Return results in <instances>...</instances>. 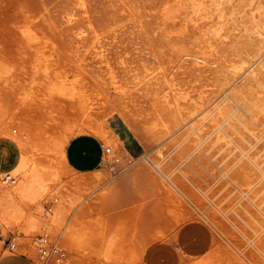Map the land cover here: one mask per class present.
<instances>
[{"label": "rangeland", "instance_id": "obj_1", "mask_svg": "<svg viewBox=\"0 0 264 264\" xmlns=\"http://www.w3.org/2000/svg\"><path fill=\"white\" fill-rule=\"evenodd\" d=\"M89 1L0 0V156L1 159H4H0V187L9 188L10 191L14 190L13 192L16 193L15 195L12 192L13 200H16H14L15 202H13L12 207L9 205L10 208L8 207L4 211L6 215H2L3 212L2 214L0 213V237L5 238L3 249H1L2 242H0L2 254H8L9 252L20 253L29 258L34 264H41V259L37 252L38 248L36 247L38 246V239L40 237L41 239L45 238L47 243L57 242V246L60 247L68 243L67 248H69V251L67 248L64 251L65 264H112V260L118 258V253L113 249L122 245L118 243L120 237H126L128 228L131 229L130 226L132 227L131 221L129 222L125 218L126 225H123L125 224V222H122L124 220L123 216L125 217L126 214L139 208H145V213L150 212L149 218L151 220L148 219L150 222H146V224L150 223V225H144L145 222L143 221L144 223H140V229L144 231L141 232L142 235L144 234L143 237L146 238L148 236L146 239L154 241L158 233H163L164 239L174 234L175 230L180 226L178 218L176 219L179 215L178 209L181 208L183 209V213H187L189 210L190 212L191 210L194 212L198 208L200 210L203 209L204 214L208 215L197 216L190 220H199L206 223L213 239L206 254L189 263H196L204 258L207 262L203 260V264H264V187L261 186L263 185L262 182L264 183V172H262L264 171V147L261 145H264V143H256V148L255 143H242L241 148L245 151H242L240 146H237L238 143H189L191 135L185 133L188 122L184 120V123L181 120L182 118H180L181 115H179L184 112L186 107L182 108V104H179L184 99L181 96L182 92L179 90L178 84H175L179 80L174 76H180L179 69L183 70L181 64L184 61L187 62L189 57H186L187 52L182 49L181 45H174L172 43L177 44L180 42V39L185 36V31L182 33L180 31H183L184 27L188 29L187 27L192 25L193 17L190 16L192 15L190 14L192 13L190 10L194 9L195 5L191 4L193 8H191V5L185 8L180 0H111L110 2L108 0H94V2L96 1L95 5H93L94 7L96 3L102 5L101 2L103 3L102 7L104 5V7L107 6L106 10H108H105L107 15L104 14L107 19L103 15L101 20V15L99 14L102 11L104 12L105 8L99 9L97 5L96 7L99 11L96 9L95 11L93 10L94 7L90 5L93 2ZM106 1H108L107 5L104 4ZM118 2H120V5ZM160 5L164 10L160 8ZM120 8H123L122 11H125L126 17L122 16L123 12L121 13ZM116 9L120 13H116ZM156 9L161 11L155 13ZM154 10L155 12H153ZM108 11L112 12L113 17L110 14L111 12ZM96 12L98 15H96ZM151 12L156 15L151 16L152 19L148 18L150 17L148 14L152 15ZM183 12L187 13L184 14ZM128 13L131 15H128ZM158 13H163L161 16L158 15L160 18L157 17ZM108 14L111 17L108 18ZM181 15H189L190 17L183 16L182 20ZM98 17L99 21L97 20ZM154 18L158 24L155 21L153 22ZM148 20L150 22L152 20V22L150 23ZM159 21H161V24ZM185 22L188 24H183ZM147 23L149 26L146 25ZM150 25L155 26L156 31ZM162 28L163 30H161ZM125 30L129 31L125 33ZM122 31H124V34ZM149 31H152L150 34L154 31V33L156 32L158 35H161L158 36L156 33V35L153 33L151 34L153 37H151ZM114 33H117V35L115 36ZM120 34L121 37L125 36L121 38ZM114 36H118L119 38H114ZM126 36L127 38H125ZM162 37L167 40L169 46L166 42V45L163 44L165 39L162 41ZM152 38L155 40H152ZM172 39H175L174 41L176 42ZM117 40H119V43ZM158 40L161 42L159 43ZM123 41L127 43L126 47ZM129 42L131 44L127 46ZM169 42H172L171 44L174 45V48L179 46L178 48L182 50V53H185V57L183 55L180 56L181 51L178 52L179 49L175 48V50L172 48L173 46ZM161 43L167 47L171 45V56H168L170 58L164 59L161 55L157 54L158 47L163 46ZM118 44L121 45V49L125 47V53L129 51L128 48H131L133 53H130L133 55L135 52L139 53V49L142 50V48H139L140 46L144 48L149 47L148 51L146 49L145 51L149 52L147 53L148 56L152 57H148L143 50L144 52L141 51L143 52V57L141 53H135L137 58L134 57V61L136 60V63L129 61L133 59L132 57L126 61L127 56L131 54L127 55L128 52L125 54L123 50L119 49L120 45ZM155 44L156 46L158 45L157 48ZM130 45L133 47H130ZM126 49L127 51H125ZM173 50L174 52L178 50L177 53L180 55L175 53L177 56L179 55L177 57L178 60L176 57L175 59L172 57L174 56L172 55ZM144 57H146L147 61ZM138 61L140 62L138 63ZM142 62L144 65L141 66ZM167 63H170V66ZM136 66L140 67L136 68ZM160 77L163 82L160 80ZM156 79L161 82L159 81L158 83ZM175 80L176 82H174ZM175 97H179L177 98L179 100L177 101ZM164 98L167 100L163 101ZM161 102L166 103L164 105ZM160 104L162 109V105L164 106L165 110L163 109V113L160 112L162 110L161 108V110L159 109ZM178 104L180 107L182 106L180 109L178 108ZM183 104L185 106L187 102L185 103L184 100ZM167 106L172 107L168 109L169 112L173 111L174 113L170 112L169 114L166 109ZM112 107H115L116 110L117 107L118 110L130 107L129 113L133 111L134 115H132L136 117V120L140 124H144L145 127L147 126L146 128L149 131L151 130L152 135L148 136V141L152 142H147L145 143L146 145L142 142L140 143V136L134 137L129 143L116 140V136H114L116 126L109 119L115 116L118 111L113 110ZM157 108L159 111H157ZM172 114L173 117L174 114L175 117L179 116V119L176 117L179 125L162 137L161 135L166 133L162 131L168 130L166 128L170 127V124H173L175 121L172 118ZM178 120H181V123ZM165 121H167V124ZM104 124L108 127L104 126ZM101 125L104 127H101ZM96 127H99L101 131L97 130L98 128L95 130ZM78 130L81 133L89 134H92L90 131L94 130L95 132L93 131L92 134L94 136H101L107 130L109 131L106 136H96L100 142L110 148V151L104 155L101 167L89 171L90 173L75 171L71 169L65 159L62 160L64 155L62 154L63 149L60 148L61 144H66L74 135L73 133L78 132L80 134ZM160 131L161 134H157ZM69 132L72 135L68 134ZM150 132L148 135H150ZM111 133L113 135H109ZM112 136H114L113 139ZM157 137L160 139H156ZM63 138L67 141L63 142ZM155 139L161 143L158 141L156 143ZM113 142L119 146L114 145ZM231 144H234V146ZM225 148L227 150L226 155H222L225 152ZM231 148L233 149L232 151ZM229 150L231 153H229ZM234 150L239 155L238 158V155H234L237 160L253 153L256 155L255 160L256 158L257 161L263 159L260 162L261 166L263 165L259 172L261 174L260 177L263 179L259 183L261 187L258 186L260 189H256L257 186L254 187L255 189H242L229 179L228 173L230 174L237 167L236 160L234 161L235 158L231 155L234 154ZM251 150L252 153H249ZM60 151H62V159H60ZM219 155H222V157ZM229 155L234 158L232 159L233 161L230 160L232 157H229ZM215 159L219 162H216ZM153 161L155 163L152 164ZM145 162L150 167L152 165L154 170L155 164L156 168L163 171L162 176L165 179L160 177L163 180L158 175L156 176V170V172H152V177L155 173L154 176L161 180L159 182L162 186L160 183L158 184L163 188V191L158 184L156 185L158 182V178H156L157 180L154 184L151 183V186L156 185L154 187L159 188L152 187V189H146L143 194L139 193L140 195H119L116 196L118 198H114L113 196L115 195L108 193L109 187L112 188L111 185L118 181L119 176H121L120 173L123 170H131L141 166V164L148 167ZM229 162L228 166L227 163ZM203 163H206V168ZM223 165L228 167L225 168ZM150 167L148 170L151 169L153 171L152 167ZM212 167L213 172L217 171V178H214L215 175H213L210 169ZM65 168H70L71 170L67 171ZM209 169L212 173H208L210 172ZM96 170L103 171L104 176H107L96 178L93 175ZM167 177L172 178L175 185V187L173 185L174 190L168 184L166 185ZM202 177L205 178L203 179ZM73 178L75 180H71ZM207 179L210 181H207ZM72 181L73 183H70ZM78 183L81 185L78 186ZM222 183L223 186H221ZM27 185L30 188H27ZM163 185L166 186L164 187ZM20 186L24 187H22L21 193ZM25 188L27 189L26 191L30 190L29 197L27 198L22 196V190L25 191ZM15 189H19V191ZM107 189L109 190L107 191ZM157 190H159L158 194L155 193V191L158 192ZM17 192L25 199L21 200ZM30 193L32 194V199L30 198ZM153 193H155L154 197L146 199L150 194L153 196ZM135 195H137V198H135L137 201L134 200ZM110 198L112 199L110 200ZM30 199L31 201H29ZM104 199L107 202L105 204ZM121 199H123V203ZM127 200L132 201L134 204H130L131 202ZM14 203H16L15 206ZM168 208L169 210L170 208L175 210L171 214L177 212L178 215L175 214L176 217H174L169 212L167 213L169 211ZM185 209H188V211H185ZM135 212L133 213L135 214ZM27 213L39 215L47 221H51V225L57 231L51 232L46 229L39 231V229L38 233V231L30 229V227L28 228L27 225L24 226L21 220H23L22 216L25 217ZM1 216L5 219L3 217L2 219ZM213 217L215 218L213 219ZM18 219H20V222H18ZM211 219L216 223L214 224ZM59 221L60 223H58ZM58 224L59 226H57ZM122 230L124 232L123 235ZM66 235H68V239L63 237H66ZM114 236L115 238L113 239ZM71 242L72 246H69ZM12 243H15L14 247L11 246ZM23 248L33 249L35 252L33 255H30L29 253L22 252ZM109 255L111 258H109ZM115 260L113 262L119 264Z\"/></svg>", "mask_w": 264, "mask_h": 264}, {"label": "bare ground", "instance_id": "obj_2", "mask_svg": "<svg viewBox=\"0 0 264 264\" xmlns=\"http://www.w3.org/2000/svg\"><path fill=\"white\" fill-rule=\"evenodd\" d=\"M34 1V0H33ZM53 1V0H52ZM102 1V0H101ZM109 2L111 0H108ZM108 1H106L104 4H106ZM176 1V0H174ZM178 1V0H177ZM185 8H187V6L189 5H195V8L190 10L192 13V16L193 17V23L190 27H187L188 29H183V31L181 30L180 32H184L185 31V36L182 37L180 39V42L178 43H181V44H175V43H172L174 45H181L182 46V49H184L187 53H186V57L188 58L187 59V62L184 61V63L181 64L182 67V71L179 69V73H180V76H174V77H177V79L179 80L178 83H175L176 85L178 84L179 86V90H181L182 92V98L185 100V103L187 102V104L184 106L183 104V101L182 102H179V104L181 105L182 104V108L186 107L184 109V112H180L182 114H179L181 115L180 118H182L181 120L182 121H187L188 122V127H187V124H186V129H185V133L186 134H190L191 135V138H190V141L189 143H238L237 146H240V148L242 147L241 145H243L242 143H247V144H251V143H261L263 144L264 143V0H180ZM47 2V1H46ZM50 2V1H48ZM89 2H93V3H90V5H92V7H94L93 5H95V2L94 0L93 1H89ZM100 2V1H99ZM165 2H168V1H165ZM51 3V2H50ZM59 3V2H58ZM84 3V2H83ZM112 3V2H111ZM120 2H118L119 4ZM170 3V2H169ZM176 3V2H174ZM37 4V3H36ZM54 4V3H52ZM51 4V5H52ZM100 4V3H99ZM101 4L103 5V3L101 2ZM108 4V3H107ZM106 4V5H107ZM38 5V4H37ZM40 5V4H39ZM45 5V4H44ZM57 5V4H56ZM98 4L96 3V6ZM102 5H98L99 9H103V6ZM120 5V4H119ZM122 5V4H121ZM158 5V4H157ZM164 5V4H163ZM191 5V8H193ZM46 6V5H45ZM94 7L93 10H97L98 8L97 7ZM165 6V5H164ZM39 7V6H38ZM89 7V6H88ZM91 7V6H90ZM91 7V8H92ZM169 7V6H168ZM175 7V5H174ZM33 8V7H32ZM50 8V7H49ZM56 8V7H55ZM90 8V9H91ZM104 12L102 11L101 15L100 16V19L102 20V16L105 14V10L107 8L104 7ZM110 8V7H108ZM116 8H118L116 6ZM160 8H161V5H160ZM158 8V9H160ZM179 8V7H178ZM46 9V8H45ZM44 9V10H45ZM88 9V8H87ZM125 9V8H124ZM154 9V8H153ZM158 9H156V12L155 10L153 12L157 13L161 10L158 11ZM163 9V8H161ZM36 10V9H35ZM39 10V9H38ZM42 10V11H44ZM91 10V11H93ZM95 10V11H96ZM108 10V9H107ZM106 10V11H107ZM115 10V9H114ZM123 8H120V11L121 13L123 12V15L122 16H125V11H122ZM126 10V9H125ZM164 10V9H163ZM187 10V9H186ZM185 10V11H186ZM89 11V12H91ZM99 11V10H97ZM117 11V9H116ZM115 11V12H116ZM145 11V10H144ZM148 11V10H147ZM34 12V11H33ZM37 12V11H36ZM94 12V11H93ZM108 12H111V11H108ZM127 12V10H126ZM163 12V11H162ZM182 12V11H181ZM180 12V13H181ZM187 12H189L187 10ZM187 12H183L184 14L187 13ZM100 13V12H98ZM116 13H120V12H116ZM152 13V12H151ZM179 13V14H180ZM43 14V13H42ZM54 14V13H53ZM94 14V13H92ZM111 16L113 15L112 12L110 13ZM110 14H108V18L111 17ZM138 14V13H137ZM163 14V13H161ZM160 13L157 14V17L161 16ZM182 14V13H181ZM41 15V14H40ZM96 15L97 12H96ZM94 15V16H96ZM104 15V17H105ZM128 15H131L128 13ZM150 15V17L148 18H151V16L153 17V14H148ZM159 15V16H158ZM37 16V15H36ZM39 16V14H38ZM42 16V15H41ZM45 16V14H44ZM156 16V15H155ZM154 16V17H155ZM180 16V15H179ZM182 16V15H181ZM185 16V15H183ZM183 16L181 17L182 20H183ZM189 16V15H188ZM188 16H185V17H188ZM189 16V17H190ZM97 17V16H96ZM113 17V16H112ZM126 17V16H125ZM184 17V18H185ZM145 18V17H143ZM160 18V17H159ZM178 19H180L178 16H177ZM99 17L97 18V20L99 21L100 20ZM105 19H107L105 17ZM113 19V18H112ZM111 19V20H112ZM138 19V18H137ZM152 19V18H151ZM163 19V18H162ZM176 19V18H175ZM186 19V18H185ZM188 19V18H187ZM192 19V18H191ZM104 20V18H103ZM110 20V21H111ZM147 20V19H146ZM150 20V19H149ZM148 20V22H150ZM156 19L154 18L153 22L155 21ZM177 20V19H176ZM175 20V21H176ZM180 19V21H182ZM41 21V20H39ZM157 21V20H156ZM155 21V23H157ZM179 21V20H178ZM187 21V20H186ZM54 22V21H53ZM152 22V20H151ZM150 22V23H151ZM161 21H159L160 23ZM154 23V25H156ZM190 23V22H189ZM158 24V23H157ZM161 24V23H160ZM169 24V23H168ZM182 24V23H181ZM183 24H188V23H183ZM182 24V25H183ZM141 25V24H140ZM146 25L149 26V24L147 23ZM153 25V24H152ZM150 25V27L152 26ZM163 25V24H162ZM161 25V26H162ZM177 25V24H176ZM138 26V25H137ZM164 26V25H163ZM169 26V25H168ZM188 26V25H187ZM144 27V26H143ZM147 27V26H146ZM153 27V26H152ZM155 27V26H154ZM153 27V28H154ZM138 28V27H137ZM136 28V29H137ZM148 28V27H147ZM165 28V27H163ZM163 28L161 30H163ZM175 28V27H174ZM181 28V27H180ZM98 29V28H97ZM128 29V28H127ZM135 29V30H136ZM155 29V28H154ZM134 30V31H135ZM141 30V29H140ZM149 30V29H148ZM160 30V31H161ZM166 30V28H165ZM169 30V29H168ZM52 31V30H51ZM120 31V30H119ZM117 31V32H119ZM126 31H129V30H125V33ZM132 31V30H131ZM145 31V30H144ZM156 31V29L154 30ZM153 31V33H154ZM158 31V30H157ZM167 31V30H166ZM164 31V32H166ZM174 31V30H173ZM177 31V30H176ZM123 34H124V31H122ZM138 32V30H137ZM142 33H144L143 31H141ZM150 32L152 31H149V34ZM162 32V31H161ZM128 33V32H127ZM139 33V32H138ZM138 33H136L138 35ZM151 33V34H153ZM156 33V32H155ZM154 33V35H156ZM169 33V32H168ZM52 34V33H51ZM115 34V33H114ZM122 34V33H121ZM121 34H120V37H121ZM129 34V33H128ZM150 34V36H151ZM162 34H164L162 32ZM172 34V33H171ZM176 34V33H175ZM184 34V33H183ZM117 35V33L115 34V36ZM136 35V36H137ZM141 35V34H140ZM143 35V34H142ZM158 35V34H157ZM161 34H159L158 36H160ZM174 35V34H173ZM180 34L178 33V36ZM53 36V35H52ZM114 38H117L115 37ZM125 36V35H123ZM123 36L121 38H123ZM164 36V35H163ZM176 36V35H175ZM153 37V36H151ZM155 37V36H154ZM165 37V36H164ZM170 37V35H169ZM180 37V36H179ZM119 38V37H118ZM120 38V39H121ZM127 38V36L125 37ZM144 38V37H143ZM142 38V39H143ZM161 38V37H160ZM159 38V39H160ZM174 38V36H173ZM119 39V40H120ZM130 39V38H129ZM154 38H152L153 40ZM165 38L162 37V41L164 40ZM178 39V38H177ZM119 40L118 43H119ZM122 40V39H121ZM120 40V41H121ZM155 40V39H154ZM166 40V39H165ZM164 40V45L165 42L167 43L168 45V42L167 40L165 41ZM173 40V39H172ZM175 40V39H174ZM173 40V41H174ZM131 41V40H130ZM143 41V40H142ZM159 43L161 42L160 40H158ZM127 42V40H126ZM132 42L134 43V41L132 40ZM141 42V41H139ZM147 42V41H145ZM153 42V41H152ZM176 42V41H174ZM121 43V42H120ZM125 42L123 41V44ZM132 43V44H133ZM157 43V42H155ZM161 43V45H163ZM170 43V42H169ZM170 43V44H171ZM121 43V45H123ZM126 44L125 43V47H126ZM129 44H131L130 42L128 43L127 46H129ZM138 44V43H137ZM142 44V43H141ZM144 44V43H143ZM158 44V43H157ZM171 44V45H172ZM120 45V44H118ZM121 45L119 46V49H121ZM135 45V44H133ZM159 46L158 47V51L161 53H159L158 51L157 54L161 55V57H163L164 59H167V58H170L168 57L169 55L171 56L170 52L172 51L171 49V45L170 47H167V46ZM174 45H172L174 48ZM184 45V46H183ZM145 46V45H144ZM156 46V44H155ZM158 46V45H157ZM156 46V48H157ZM169 46V45H168ZM180 46V48H181ZM124 47V49H125ZM130 47H133L132 45H130ZM179 46H177L176 49H179L178 48ZM137 48V47H136ZM139 48H142L139 49V53H143L145 51V49L148 51L149 47L148 48H144V47H139ZM144 48V49H143ZM174 48V49H175ZM124 49L122 48L121 50H123L124 52ZM129 51H127V49L125 51H127V55L131 54L130 56H127V58L125 59L127 61V59H129L130 57H132L133 59L129 60V61H134L136 57L135 52L134 55L132 54L133 51L131 48H128ZM131 49V51H130ZM134 49V48H133ZM175 49V50H176ZM114 50V49H113ZM144 50V51H143ZM137 51V50H136ZM143 51V52H141ZM151 52V50H149ZM178 51V50H177ZM177 51L172 52V56L174 59L180 55L179 53H177ZM181 51V52H180ZM132 52V53H130ZM181 53L180 56L183 55L185 53H182V50L179 49V51ZM122 53V51H121ZM125 53V52H124ZM125 53V54H126ZM137 53V54H139ZM149 52H146L145 51V54H147ZM179 54L177 56V54ZM133 55V56H132ZM156 55V54H155ZM176 55V56H175ZM123 56V55H122ZM125 56V55H124ZM148 56V54H147ZM135 57V58H134ZM142 57H143V54H142ZM148 57H152V56H148ZM156 57V56H155ZM146 57H144L145 59ZM162 58V60H163ZM142 59V58H141ZM142 59V60H144ZM146 60V59H145ZM178 60V59H177ZM186 60V59H185ZM128 61V62H129ZM136 61V60H135ZM134 61V62H135ZM147 61V60H146ZM164 61V60H163ZM140 61H138L139 63ZM167 62V61H166ZM176 62V60H175ZM173 62V63H175ZM126 63V62H125ZM130 63V62H129ZM136 63V62H135ZM137 63V64H138ZM145 63V62H144ZM128 64V63H127ZM133 64V62H132ZM150 64V63H148ZM164 64V63H163ZM170 64V63H169ZM167 63V65H169ZM144 65L143 62L141 63V66ZM147 65V64H146ZM153 66V64H151ZM180 65V64H179ZM158 66V65H157ZM170 66V65H169ZM130 67V65H129ZM137 67H140V66H136ZM161 67V66H160ZM146 68V67H145ZM144 68V69H145ZM149 68H150V65H149ZM163 68V67H162ZM141 69V68H140ZM148 70V69H147ZM160 70V69H159ZM137 71V70H136ZM135 72V71H134ZM140 72V71H139ZM155 72V71H154ZM158 72V71H156ZM167 72V71H166ZM175 73V72H174ZM173 74V73H172ZM158 75V74H157ZM164 77V76H163ZM179 77V78H178ZM149 79V78H148ZM165 79V78H164ZM170 79V78H169ZM157 80V79H156ZM160 80H161V77H160ZM159 80V81H160ZM158 81V80H157ZM158 81V83H159ZM162 81V80H161ZM160 81V82H161ZM163 82V81H162ZM169 82V81H168ZM176 82V80L174 81ZM157 83V84H158ZM167 83V81H166ZM165 84V83H164ZM163 84V85H164ZM160 85V84H159ZM158 85V86H159ZM162 86V85H161ZM177 86V87H178ZM175 87V88H177ZM159 88V87H158ZM160 90V89H159ZM168 90V89H167ZM176 90V89H175ZM176 92V91H175ZM177 93V92H176ZM136 95V94H135ZM103 96V95H102ZM143 96V95H142ZM176 96V95H175ZM179 96V95H178ZM152 97V96H151ZM166 97V95H165ZM176 98V97H175ZM179 98V97H177ZM176 98V99H177ZM108 99V98H107ZM132 99V98H130ZM181 99V97H180ZM138 100V99H137ZM167 99L164 98L163 101H165ZM170 100V99H169ZM179 99H177L178 101ZM176 102V100H175ZM116 103V102H115ZM122 103V102H121ZM126 103V102H125ZM124 103V104H125ZM138 103V102H137ZM149 103V102H148ZM160 103V102H159ZM164 104V102H161V104ZM170 103V102H169ZM123 104V105H124ZM161 104L159 105V109L161 108ZM178 104V105H179ZM106 105V104H104ZM114 105V104H113ZM129 105H131L129 103ZM157 105V104H156ZM176 105V104H175ZM179 105V109L181 108ZM112 106V105H111ZM117 106V105H116ZM141 106V105H140ZM107 107V106H106ZM125 107V105H124ZM123 107V108H124ZM132 107V105H131ZM136 107V106H135ZM134 107V108H135ZM163 109H164V106L162 105ZM170 106H167V110H168V113L170 114V112H173V111H170L169 112V108ZM113 108V107H112ZM127 108V107H126ZM133 108V107H132ZM139 108V107H138ZM152 108V107H151ZM172 108V107H170ZM105 109V108H104ZM116 110V108L114 107L113 110ZM130 107L128 109H120L118 110V107H117V110L118 111L115 116L113 117H110V122L114 123L116 128L114 130L115 132V135L116 136V140H122L123 142H128L131 140V139H134V137L136 136H140L141 137V141H139L140 143L142 142L143 144L149 142L148 139L149 137L152 135L151 134V130L149 131V129H147L145 127V125L143 126L142 123L140 124L138 120H136V117H134V113H129V110ZM158 109V108H157ZM159 109L157 111H159ZM162 109V108H161ZM160 109V110H161ZM163 109L160 111L162 112ZM110 110V109H108ZM107 110V111H108ZM112 110V109H111ZM110 110V111H111ZM129 110V111H128ZM134 110V109H133ZM165 110V109H164ZM171 110V109H170ZM180 111V110H178ZM183 111V110H181ZM109 112V111H108ZM138 112V111H137ZM163 113V112H162ZM174 113V112H173ZM176 113V112H175ZM107 114V113H106ZM133 114V115H132ZM143 114V113H142ZM141 114V116H142ZM177 114V113H176ZM103 115V114H102ZM136 115V114H135ZM147 115V114H146ZM159 115V114H158ZM178 115V114H177ZM137 116V115H136ZM168 116V115H167ZM160 117V116H159ZM171 117V116H170ZM177 117V116H176ZM175 117V114H174V117H173V114H172V118L173 120L175 119V121L173 122V124H170V127H167L166 129L168 130H163L162 132H166V133H163V135H161L162 137L165 136V134H167L168 132H171L172 130H174L176 128L177 125H179V123H177V119ZM108 118V117H107ZM161 118V117H160ZM179 119V116L177 117ZM139 119V118H138ZM162 119V118H161ZM167 119V118H166ZM141 120V119H139ZM154 120V119H153ZM164 120V119H163ZM170 120V119H169ZM172 120V119H171ZM181 120H178L180 121L181 123ZM138 121V122H137ZM168 121V120H167ZM165 121V123L167 122ZM184 121V123H185ZM141 122V121H140ZM171 122V121H170ZM169 122V123H170ZM186 122V123H187ZM105 123V122H103ZM151 123V122H150ZM154 123V122H153ZM156 123V122H155ZM164 123V125H165ZM106 124V123H105ZM104 126H107L105 125ZM167 124V123H166ZM103 125V124H102ZM101 127H104L102 126ZM98 126V125H97ZM169 126V125H168ZM91 127V126H90ZM90 127H89V130H90ZM108 127V126H107ZM159 127V126H158ZM92 128V127H91ZM98 128V129H97ZM106 128V127H105ZM149 128V127H148ZM71 129H73L71 127ZM93 129V128H92ZM100 130L99 127H96L95 130ZM108 129V128H107ZM179 129V128H178ZM86 130V129H85ZM110 130V129H109ZM79 131V130H78ZM94 131V130H93ZM93 131H90L92 134H93ZM102 131H104V129H102ZM154 131V130H153ZM73 132V131H72ZM76 132V131H75ZM80 132V131H79ZM95 132V131H94ZM109 131L107 130V132L101 136H106L107 133ZM112 132V131H111ZM150 132V135H148ZM67 133V132H66ZM81 133V132H80ZM113 133V132H112ZM109 134V135H113V134ZM70 135H72V133H68ZM74 135L78 134L77 133H73ZM97 134V132H96ZM95 134V135H96ZM154 134V133H153ZM157 134H161V131L160 133L157 132ZM69 135V136H70ZM73 135V136H74ZM13 136V135H12ZM98 137H101L99 135H96ZM114 136H112V139L114 138ZM149 136V137H148ZM109 137V136H108ZM111 137V136H110ZM160 137V135H159ZM159 137H157L156 139H160ZM65 138V137H64ZM63 138V142H65ZM12 139V137H11ZM104 139V138H103ZM156 143L158 140H156ZM140 140V139H139ZM67 141V140H66ZM115 141V140H114ZM161 141V140H160ZM119 142V141H118ZM117 142V144H118ZM137 142V141H136ZM152 141H150L149 143H151ZM159 142V141H158ZM114 143V142H113ZM154 143V142H153ZM161 143V142H159ZM241 143V144H240ZM65 143H62L61 145V149H63V146H64ZM67 144V143H66ZM121 144V143H120ZM193 144V146H194ZM114 145H116L114 143ZM146 145V144H145ZM198 145V144H196ZM195 145V146H196ZM221 145V144H219ZM234 146V144H231ZM235 145V147H236ZM254 145V144H253ZM252 145V146H253ZM116 146H119V145H116ZM192 146V145H191ZM217 146V145H216ZM225 146V145H224ZM230 146V145H229ZM264 147V145H261ZM211 147V146H210ZM219 147V146H218ZM257 147V145L255 146V148ZM190 148V147H189ZM228 148V147H227ZM233 148V147H232ZM231 148V151L234 149ZM246 148V147H244ZM260 148V147H259ZM242 149V148H241ZM254 149V148H253ZM252 149V150H253ZM261 149V148H260ZM205 150V149H204ZM215 150V148H214ZM249 150V149H248ZM252 150L251 152L249 153H252ZM226 148H225V152L222 154V155H226ZM230 151V150H229ZM231 151L229 153H231ZM236 150H234V154H231L234 155H238L236 152ZM242 151H245L242 149ZM259 151V149H258ZM248 152V151H247ZM246 152V153H247ZM255 152V151H254ZM62 151H60V159L61 158V154ZM211 153V151H210ZM239 153V152H238ZM256 153V152H255ZM240 154V153H239ZM203 155V154H202ZM208 155H211V154H208ZM222 155H219L222 157ZM229 155V157L231 156ZM214 156V155H213ZM227 156H228V153H227ZM226 156V157H227ZM244 156V155H243ZM225 157V156H224ZM232 157V156H231ZM231 158L230 160L234 159V161L236 160V168L229 174L228 173V177L229 179L235 183L236 185H238L239 187H241L242 189H249V188H254L256 187V189H260L258 188L259 183L263 181L264 179V176H263V179L260 177L261 174H259L260 170H261V164L260 162L263 161V159H260L257 161V158L255 160V157L256 155L253 154H248L245 158H240L237 160V158L239 157V155L234 157V158ZM260 157V156H259ZM258 157V158H259ZM262 157V156H261ZM59 158V157H58ZM211 158V157H210ZM219 158V157H218ZM0 159H1V156H0ZM59 159V161H60ZM154 159V158H152ZM196 159V158H195ZM223 159V158H221ZM1 160H4V159H1ZM64 160V158L62 159ZM174 160V159H173ZM172 160V161H173ZM177 160V159H176ZM218 160V159H217ZM208 161V160H207ZM216 161V159H215ZM233 161V160H232ZM151 162V161H150ZM173 162H176V161H173ZM206 162V161H205ZM216 162H219V161H216ZM231 162V161H230ZM229 163L228 166H229ZM61 163V162H60ZM63 163V162H62ZM155 163L154 161L152 162V164ZM3 164V163H2ZM64 164V163H63ZM145 164L147 165V163L145 162ZM149 164V163H148ZM202 164V162H201ZM218 164V163H217ZM226 164V165H227ZM65 165V164H64ZM63 165V166H64ZM203 165H205L204 167L206 168V163ZM209 165V164H208ZM52 166V164H51ZM148 167H145L144 164H141V166H138V167H135L133 169H126V170H123V172H121V176H119L118 178V181L116 183H114L109 189H107V191L109 190V194H112V195H115L113 196L114 198H118L116 196H121V195H132L134 196V194H137V195H140L139 193H142L144 191H146V189H152V187L156 186L158 183L161 182V180L165 179L164 176H162V170L159 169V168H156V165L154 164L155 166V170L157 171V174L156 176L158 175L159 178L160 177H163L162 178H158V177H155V173L152 177V172H154L155 170L153 169L152 165V169L153 171L150 169L148 170V168L150 167L149 165H147ZM210 166V165H209ZM226 166V167H228ZM53 167V166H52ZM111 168H113L112 166H110ZM150 167V168H151ZM172 167V166H171ZM199 167V166H198ZM211 167V166H210ZM223 167H225V165H223ZM225 167V168H226ZM147 168V170H145ZM200 168V167H199ZM216 168V166H215ZM6 169V168H5ZM67 171H69V169L65 168ZM72 169V168H71ZM70 169V170H71ZM115 169V168H114ZM168 169V168H167ZM196 169V167H195ZM211 171L213 169L210 168ZM209 169V171H210ZM264 169V168H263ZM7 170V169H6ZM53 170V168H52ZM112 170V169H111ZM151 171V172H150ZM155 171V172H156ZM203 171V170H202ZM208 171V169H207ZM208 172V173H212V172ZM94 172V171H93ZM216 172H213V175L214 178H217L216 176ZM264 172V171H262ZM10 173V172H9ZM90 173V172H89ZM147 173V175H146ZM8 174V173H7ZM204 174V173H203ZM263 174V173H262ZM94 176L97 177H103L104 176V173L103 171H99V170H96L93 174ZM119 175V174H118ZM144 175H146L144 177ZM199 175V174H198ZM202 175V174H201ZM107 176V175H105ZM104 176V177H105ZM208 176V175H207ZM103 177V178H104ZM206 177V176H205ZM204 177V178H205ZM213 177V176H212ZM147 178V179H146ZM156 178H158V182L156 183V185L154 186H151L152 184L151 183H155V181L157 180ZM179 178V177H178ZM203 178V177H202ZM203 178V179H204ZM225 178V177H223ZM78 179V178H77ZM82 179V178H81ZM168 179V180H167ZM166 179V185L168 184L169 186H171L173 188V180L172 178H169L167 177ZM177 179V178H176ZM196 179V178H194ZM209 179V178H208ZM207 181H210L208 180ZM222 179V178H221ZM71 180H75L74 178L71 179ZM146 180V181H145ZM212 180V179H211ZM70 181V180H69ZM79 181L82 182V180L79 179ZM77 181V182H79ZM160 181V182H159ZM196 181V180H194ZM199 181V180H198ZM76 183V181H74ZM149 182V183H148ZM182 182V181H181ZM70 183H73L70 182ZM80 183V182H79ZM78 183V186L81 185ZM163 183L165 184V182L163 181ZM162 183V184H163ZM194 183V182H193ZM199 183V182H198ZM196 183V184H198ZM208 183V182H207ZM210 183V182H209ZM212 183V182H211ZM84 184V182H83ZM176 184V182H175ZM180 184V183H179ZM203 184V183H202ZM263 185H261L262 187H264V183L262 182ZM63 185V184H62ZM72 185V184H70ZM77 185V184H76ZM159 185V184H158ZM161 185V183H160ZM159 185V186H160ZM165 185V186H166ZM210 185V184H209ZM221 185V184H220ZM67 186V185H66ZM162 186V185H161ZM160 186V189L163 191V188H161ZM164 186V185H163ZM164 186V187H165ZM177 186V184H176ZM179 186V185H178ZM223 186V183L222 185ZM260 186V187H261ZM20 193H21V189H23L24 187L23 186H20ZM23 187V188H22ZM63 187V186H62ZM175 187V185H174ZM197 187V186H196ZM206 187V186H205ZM220 187V186H218ZM217 187V188H218ZM19 188V187H18ZM27 188H30L29 185H27ZM154 188H157V187H154ZM159 188V187H158ZM157 188V189H158ZM169 188V187H168ZM168 188H166V190H168ZM180 190L181 188L178 187ZM177 188V189H178ZM199 188V186H198ZM32 189V188H31ZM80 189V188H79ZM159 189V190H160ZM165 189V188H164ZM255 189V188H254ZM253 189V190H254ZM262 189V188H261ZM17 191H19V189H15ZM27 189L25 188V191L22 190V196H24L25 198L29 197V191H26ZM33 190V189H32ZM64 190V189H63ZM156 190V189H155ZM159 190H157L158 192L155 191V193H159ZM160 190V192H161ZM172 190V191H173ZM176 190V189H175ZM219 190V189H218ZM14 191V190H13ZM13 191H10L9 188H1L0 187V213L3 214L2 215H6L4 214L5 210H7V208L9 207V205H11V207L13 206V202H15L14 199L13 200ZM149 191V190H148ZM183 191V190H181ZM180 191V192H181ZM215 191V190H214ZM217 191V190H216ZM13 192V193H12ZM152 192V191H151ZM150 192V193H151ZM176 192V191H175ZM179 192V191H178ZM190 192V191H189ZM195 192V191H194ZM256 192V191H255ZM18 193V192H17ZM19 194V198L21 200H24L25 198H23L21 195ZM147 193V192H145ZM155 193H153V196L150 194V196L148 195L146 199H150L152 197H154ZM183 193V192H181ZM200 193V192H199ZM257 193V192H256ZM16 195V193H14ZM17 194V195H18ZM31 194V193H30ZM194 194V193H193ZM254 194V193H253ZM102 195V194H101ZM137 195H135L134 197V200L137 201L135 198H137ZM160 195H162L160 193ZM179 195V194H178ZM181 195V194H180ZM198 195V194H197ZM159 196V195H158ZM16 197V196H15ZM112 197V196H111ZM139 197V196H138ZM157 197V196H156ZM254 197V196H253ZM23 198V199H22ZM30 198L32 199V194L30 196ZM103 198V197H102ZM141 198H142V195H141ZM252 198V197H251ZM31 199L29 201H31ZM107 199V198H106ZM112 198H110L111 200ZM140 199V198H139ZM178 199V198H177ZM102 200V199H101ZM105 200V199H104ZM123 199H121L122 201ZM174 200V199H173ZM103 201V200H102ZM119 201V199H118ZM128 201V200H127ZM179 201V200H178ZM109 202V201H108ZM128 202H131L130 204H132L133 202L132 201H128ZM140 202V201H139ZM107 203L106 200L104 202V204ZM123 203V201H122ZM200 203V202H199ZM112 204V203H111ZM129 204V203H128ZM134 204V203H133ZM138 204V203H137ZM140 204V203H139ZM16 205V203H14V206ZM121 205V204H120ZM160 205V203H159ZM163 205V204H161ZM173 205V204H172ZM135 206H136V203H135ZM164 206V205H163ZM169 206V205H168ZM207 206V205H206ZM198 207V206H196ZM10 208V207H9ZM163 208V207H162ZM179 208V206H178ZM200 208V207H199ZM59 209V208H58ZM120 209V208H119ZM57 210V209H56ZM55 210V211H56ZM169 210V208H168ZM172 209L170 208L169 211H167V213L169 212L170 214L173 213L174 211L172 210V212H170ZM183 209H178V213L179 215L177 214V212L175 213L176 215H178V217H176L175 214H171V215H174V217H176V219L178 218L179 222H180V225L186 221H188V219H193L197 216H207L208 214H204V212L200 209L197 208V210H194V212L191 210L188 211V209H185V211L187 210L188 212L187 213H183L182 211ZM29 211V210H28ZM54 211V210H53ZM62 211V210H60ZM134 211L135 214L133 213ZM146 209L145 208H139V209H136V210H133L131 213L129 214H126L125 217L123 216V219H128L127 221H131V225L132 227L130 226L131 229L128 228V231L126 232L127 233V236L126 237H120V240H119V244H122L121 246L119 245L118 247L114 248L113 250H116V253H118V258H116V262H118L119 264L120 263H123V264H142V255H143V252L144 250L147 248V246L152 242L151 240L149 239H146L145 237H143L142 233L141 232H144L142 229H140V223H142L143 221L145 222L144 225H150L149 224H146V222H150V218H149V213H145ZM177 211V210H176ZM179 211H182V212H179ZM8 213V212H7ZM36 213V212H35ZM60 213V212H59ZM38 214V213H36ZM160 214V213H159ZM211 214V213H210ZM209 214V215H210ZM213 215V214H212ZM216 215V214H215ZM3 216H1L2 218ZM65 217V216H64ZM152 217V216H151ZM211 217V216H210ZM4 218V217H3ZM2 218V219H3ZM118 218V217H117ZM209 218V217H208ZM215 217H213L214 219ZM5 219V218H4ZM15 219V218H14ZM13 219V220H14ZM21 219V218H20ZM20 219H18L20 222ZM22 219L21 220L23 223L24 226H28V228L30 227V229H33V230H36L38 231H41V229L43 230H48V231H55L54 228H53V225H51V221H47L44 217H40L39 215H35V214H32V213H27L25 217L22 216ZM60 219V218H59ZM122 219V220H123ZM124 219V220H125ZM150 219V220H148ZM162 219V218H161ZM212 222L215 224L216 222L213 220ZM7 220V219H6ZM9 220V218H8ZM17 220V219H16ZM112 220V219H111ZM110 220V221H111ZM122 221V222H125V224L123 225H126V220L125 221ZM15 221V220H14ZM62 222V220H60ZM60 221L58 223H60ZM109 222V221H108ZM117 222V221H116ZM121 222V221H120ZM118 222V223H120ZM128 222V223H129ZM143 222V223H144ZM112 223V222H111ZM114 223V222H113ZM112 223V224H113ZM115 224V223H114ZM152 224V223H151ZM119 225V224H118ZM122 225V223H121ZM128 225V224H127ZM142 225V224H141ZM143 225V226H144ZM223 225V224H222ZM18 226V225H17ZM56 226V225H55ZM59 226V224L57 225ZM109 226V225H108ZM153 226V224H152ZM174 226V224H173ZM58 228V227H57ZM113 228V227H112ZM122 228V227H121ZM151 228V227H150ZM215 228H218V227H215ZM221 228V227H220ZM227 228V227H226ZM114 229V228H113ZM116 229V228H115ZM130 230V231H129ZM219 230V229H218ZM221 230V229H220ZM38 231V233H39ZM57 231V230H56ZM107 231V230H106ZM147 231V230H146ZM123 232V230H122ZM157 232V231H156ZM224 232V231H223ZM26 233V232H25ZM62 233V232H61ZM113 233V232H112ZM28 234V233H27ZM30 234V233H29ZM116 234V233H115ZM124 234V232L122 233V235ZM154 234V232H153ZM52 235V234H51ZM163 233H158L157 234V237L155 238V242L157 241V239H164L163 237ZM68 235L63 236L65 239L67 238ZM109 236V234H108ZM111 236V235H110ZM119 236H120V233H119ZM142 236V237H141ZM112 237V236H111ZM154 237V236H152ZM40 238V237H39ZM108 238V237H106ZM115 238V236L113 237V239ZM141 238V239H139ZM68 239V238H67ZM119 239V237H118ZM112 240V239H111ZM215 240V239H214ZM60 241V240H59ZM69 241V240H68ZM105 241V240H104ZM115 241V240H114ZM106 242V241H105ZM66 243V242H65ZM70 243V241H69ZM104 243V242H102ZM68 244V243H67ZM67 244L64 246H58L60 247L61 249H63V251L66 250L67 248ZM15 243H12V247H14ZM40 245V242H38V246H36L37 248L39 247ZM103 245V244H102ZM69 246H72V242H71V245ZM104 246V245H103ZM113 246V245H112ZM19 247V246H18ZM125 247V248H124ZM149 247V246H148ZM258 247V246H257ZM72 248V247H71ZM68 251H69V248H67ZM21 250V249H20ZM262 250V248H261ZM103 251V249H102ZM22 252H25V253H29L30 255H33L34 254V250L33 249H27V248H23L22 249ZM108 252V251H107ZM115 253V251H113ZM105 254V253H104ZM112 254V253H111ZM264 254V253H263ZM113 255V254H112ZM110 256V255H109ZM204 256V255H203ZM107 257V255H106ZM115 257V256H114ZM111 258V256L109 257ZM113 258V257H112ZM111 260V259H110ZM112 260V264L114 263ZM203 260L205 262H207L204 258ZM203 260H200L196 263H185L183 261V264H203ZM109 261V260H108ZM67 263V262H66ZM109 263V262H108ZM111 263V262H110ZM69 264V263H68ZM115 264V263H114Z\"/></svg>", "mask_w": 264, "mask_h": 264}, {"label": "crops", "instance_id": "obj_3", "mask_svg": "<svg viewBox=\"0 0 264 264\" xmlns=\"http://www.w3.org/2000/svg\"><path fill=\"white\" fill-rule=\"evenodd\" d=\"M63 147L66 163L75 171L89 172L100 168L104 154L100 141L89 133L72 136ZM0 237V242L4 244ZM213 236L208 225L199 220H189L182 223L174 234L165 239L152 241L144 250L142 264H183L201 258L208 251ZM0 264H34L29 258L20 253L2 254Z\"/></svg>", "mask_w": 264, "mask_h": 264}, {"label": "built area", "instance_id": "obj_4", "mask_svg": "<svg viewBox=\"0 0 264 264\" xmlns=\"http://www.w3.org/2000/svg\"><path fill=\"white\" fill-rule=\"evenodd\" d=\"M100 148L104 155L108 154L110 148L100 142ZM40 245L37 249L41 264H65V252L57 246V242L47 243L45 238H39Z\"/></svg>", "mask_w": 264, "mask_h": 264}]
</instances>
